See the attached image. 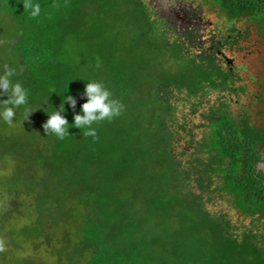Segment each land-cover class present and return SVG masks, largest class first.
<instances>
[{
    "label": "trees",
    "instance_id": "trees-1",
    "mask_svg": "<svg viewBox=\"0 0 264 264\" xmlns=\"http://www.w3.org/2000/svg\"><path fill=\"white\" fill-rule=\"evenodd\" d=\"M178 1L264 35V0ZM151 3L0 0V76L15 69L36 111L24 122L17 110L11 127L0 120V264H264V121L232 111L241 78L194 54L196 36H163ZM88 81L120 114L96 122L94 137L72 125L63 140L47 135V113L66 95L74 123ZM212 90L220 97L202 123L180 120L174 100Z\"/></svg>",
    "mask_w": 264,
    "mask_h": 264
},
{
    "label": "rangeland",
    "instance_id": "rangeland-1",
    "mask_svg": "<svg viewBox=\"0 0 264 264\" xmlns=\"http://www.w3.org/2000/svg\"><path fill=\"white\" fill-rule=\"evenodd\" d=\"M151 7L153 11V15L155 18L158 19L160 29L162 31L163 36H165L168 39L174 40V39H188L191 40L192 34H190V31L188 30L186 24L183 22H180L178 17L180 14H178V11L176 10V7L179 8V2L178 0H151ZM192 3V2H191ZM186 5H192L189 1L184 3ZM196 5V4H195ZM198 5V4H197ZM205 11H203L202 16L205 19V21L212 22V24L208 25L205 28H201L200 32L203 33L202 36L196 35V37L201 38L204 41L205 48L210 45L211 37H213L216 34H223L227 35L226 32L229 30L227 25V18L226 16H221L218 11H215L211 9L209 6H205L203 8ZM190 10L184 9L181 11V13L184 14V16H187L190 14ZM248 29V24H244L239 22L237 24V27L239 28H246ZM251 26V27H250ZM249 29L252 33V37H248L246 41L242 42V50L239 52V56L237 58V63L246 61L248 67L247 73H244L242 76L244 78L248 79V82L251 81V77L254 76L257 78L258 81L263 82L264 81V35L259 34L257 31L256 26L252 28V25H250ZM191 35V36H190ZM251 38V39H250ZM250 41V42H249ZM193 43L196 44V41L193 40ZM248 47V48H247ZM192 52L194 54L201 53V51L197 48L191 47ZM252 51V53H250ZM226 53L229 54V56L233 53L226 50ZM227 54V55H228ZM236 54V52H235ZM234 55V54H233ZM215 56V55H214ZM217 61L226 66V62H222L221 59H217ZM251 88L255 90L254 83ZM256 91V90H255ZM201 97V98H200ZM220 97V92L217 90H212L208 94H203V96L200 94L199 98H193L191 101L189 98L185 101L174 100V103L179 105V118L180 120H183V118L190 119L192 123L200 124L202 123V112L205 111L210 105L213 104L216 99ZM236 99V98H235ZM240 105L239 104H232V111L234 112H244V107L247 105L249 111L251 113H255V119L257 121H264V116L262 112H264V104H259L257 107L254 106L256 102V97L249 96L243 99V97L240 98ZM200 104V110L196 114L191 113V107L194 102H199ZM236 102V100H234ZM251 103V104H250ZM257 111H260V116L257 114ZM260 117V118H259ZM203 128H196V133H201ZM184 137H187L186 134H184ZM189 138H184L179 140L180 141V147L187 148L188 150L193 149V144H190ZM189 141V142H188ZM219 209L227 210L231 213V215L234 217L236 221H244V217H241L240 214L232 209L228 204H224L221 202L219 206L217 207Z\"/></svg>",
    "mask_w": 264,
    "mask_h": 264
},
{
    "label": "clouds",
    "instance_id": "clouds-1",
    "mask_svg": "<svg viewBox=\"0 0 264 264\" xmlns=\"http://www.w3.org/2000/svg\"><path fill=\"white\" fill-rule=\"evenodd\" d=\"M25 7L31 10V16L36 17L41 12V7L38 3L29 2ZM15 75V69L7 68L4 75L0 76V96L7 95L8 99L0 102V120L8 126H14V117L17 115V110L23 108L24 122L28 121L31 114L36 112L28 109L29 104L28 91L20 84H13L10 80ZM83 96L86 97V102L83 103L81 112L74 115V123L69 124L64 113L66 112L65 104H70L74 109L77 100L72 95H66L64 103L52 114H48L47 121L43 124V128L48 135H55L58 139L63 140L70 134V127L83 130L86 136L94 137L96 131L93 125L98 121L105 119L111 120L118 116L123 108V105L115 99H111V93L104 87L103 84L96 81H88L85 86Z\"/></svg>",
    "mask_w": 264,
    "mask_h": 264
},
{
    "label": "flooded vegetation",
    "instance_id": "flooded-vegetation-1",
    "mask_svg": "<svg viewBox=\"0 0 264 264\" xmlns=\"http://www.w3.org/2000/svg\"><path fill=\"white\" fill-rule=\"evenodd\" d=\"M179 2V8L176 7V10L178 11L179 21L183 22L186 24L188 30H191V33L193 36H202L203 33L200 32L201 28H205L208 25L212 24V22L205 21V19L202 16L203 11H205L203 6L201 5H194L193 3H190L192 5H186V1H178ZM188 9L190 10V14L187 16H184L183 13H181L182 10ZM228 20V19H227ZM239 22H235L233 20H228L227 25L229 30H227L226 34H216L213 37H211L210 40V45L205 48L204 41L201 38H196L195 40L192 39L193 37L191 36L192 43L193 40L196 41V44L193 43V47L199 49L201 52H207L210 53L212 56L215 55L216 59H221L222 62H226V66L224 67H229L231 71L234 72L236 77L241 78L239 83L241 84L242 87V92L240 94H235L234 98H236L237 104L240 103L241 97L246 98L251 96L256 97V104L254 106H258L259 104H264V81L260 82L257 80L256 77L252 76L251 81L248 82L247 78H244L242 75L244 73H247L248 69H250L245 61L237 63V58L239 52L242 50V42L246 41L248 37H252V33L250 32V25H252V28L255 26L248 19H245L244 21H241V23L248 24V29L247 27L242 29L238 28L237 24ZM205 26V27H201ZM250 26V27H249ZM257 28V27H256ZM258 31V29H257ZM259 33V32H258ZM251 39V38H250ZM250 42V41H249ZM248 48V47H247ZM226 50L229 51L233 54L229 56L228 53H226ZM236 52V54H235ZM252 53V51H250ZM228 54V55H227ZM222 65V64H221ZM251 83L255 86V90L251 88ZM251 104V103H250ZM249 111L247 105L244 107V112ZM264 116V112H262ZM257 114L260 116V111H257ZM251 116L255 119V113H251ZM260 118V117H259Z\"/></svg>",
    "mask_w": 264,
    "mask_h": 264
}]
</instances>
